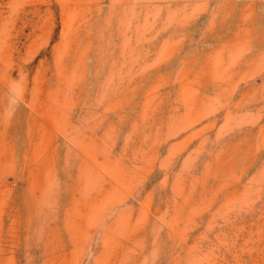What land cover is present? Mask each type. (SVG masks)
<instances>
[{
	"label": "rangeland",
	"instance_id": "rangeland-1",
	"mask_svg": "<svg viewBox=\"0 0 264 264\" xmlns=\"http://www.w3.org/2000/svg\"><path fill=\"white\" fill-rule=\"evenodd\" d=\"M0 264H264V0H0Z\"/></svg>",
	"mask_w": 264,
	"mask_h": 264
}]
</instances>
